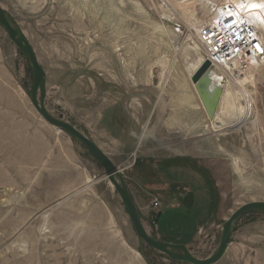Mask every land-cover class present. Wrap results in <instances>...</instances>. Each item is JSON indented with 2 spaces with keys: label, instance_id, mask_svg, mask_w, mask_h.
<instances>
[{
  "label": "rangeland",
  "instance_id": "1",
  "mask_svg": "<svg viewBox=\"0 0 264 264\" xmlns=\"http://www.w3.org/2000/svg\"><path fill=\"white\" fill-rule=\"evenodd\" d=\"M200 4L191 20L202 23ZM0 6L45 72V108L111 159L151 237L205 259L232 212L264 202V66L247 85V125L216 138L212 128L236 121L223 117L226 99L220 126L200 106L182 63L195 40L181 10L175 15L163 0ZM32 79L0 26V264H188L138 240L101 165L31 105ZM249 232L264 234L263 213L236 221L215 264H264V239H236Z\"/></svg>",
  "mask_w": 264,
  "mask_h": 264
},
{
  "label": "water",
  "instance_id": "2",
  "mask_svg": "<svg viewBox=\"0 0 264 264\" xmlns=\"http://www.w3.org/2000/svg\"><path fill=\"white\" fill-rule=\"evenodd\" d=\"M0 26L21 51L32 71V85L27 91L31 105L47 124L80 142L88 154L101 165L105 173V178L117 192L130 218L136 237L140 242L175 261L188 264H215L227 251L232 236V229L236 221L251 212H261L264 214V202L262 201H252L237 208L222 224L221 237L217 249L205 259H198L193 256L184 244L164 242L156 237H151L141 223L139 211L120 170L113 164L111 159L91 139L64 121L62 115L54 117L45 108V72L39 64L34 50L25 35L12 23L10 15L1 6ZM214 74V71L210 68V62L206 60L191 76V83L194 85L195 91L209 120H212L214 117L223 87L222 78L220 77V80L217 81Z\"/></svg>",
  "mask_w": 264,
  "mask_h": 264
},
{
  "label": "bare ground",
  "instance_id": "3",
  "mask_svg": "<svg viewBox=\"0 0 264 264\" xmlns=\"http://www.w3.org/2000/svg\"><path fill=\"white\" fill-rule=\"evenodd\" d=\"M163 1L167 8H169L171 12L173 11L175 15L177 10H181L186 20L192 22L191 26L194 29V33L192 32V38L195 40L194 47H192L191 50L189 48L190 51L188 50L189 52L183 57L182 62L186 69L187 78L190 82L192 74L203 62L206 61L205 57L201 54L202 47L200 40L202 38V29L213 28L215 29L214 31L225 34H230L233 30L237 29L238 31H242V33L239 35L238 31L235 32V34H237L236 37H242L246 40V42H248L247 37L250 35L248 30L253 32V38L257 41V43L252 47V49L254 50L255 55L258 56L254 55L246 57L242 66H240L237 61H233L232 63L225 65L210 64V68L215 73V79L219 81L220 77L222 78L223 87L214 117L212 120H209V123H216L220 126V122L217 119L220 113L219 106L225 99L227 106L223 112V117L236 121L233 124L230 123L231 125L228 127H219L216 129L212 128L214 136L218 138L228 134V132L238 131L241 127H243V125H247V123H245L248 122L247 117L252 113V96L250 90L247 88V85L255 82V76L256 73H258V69L264 66V0ZM197 3H201L200 5H202L206 11L205 19L202 23L191 20L192 18H195L193 17L195 13H193L191 9L193 5ZM190 40L192 41V39ZM176 51H178V49H176ZM191 87L200 102L192 83ZM241 100H243V102H241ZM200 106L202 107L201 102ZM57 130L60 131L59 129ZM141 138L142 137H140V139Z\"/></svg>",
  "mask_w": 264,
  "mask_h": 264
},
{
  "label": "built area",
  "instance_id": "4",
  "mask_svg": "<svg viewBox=\"0 0 264 264\" xmlns=\"http://www.w3.org/2000/svg\"><path fill=\"white\" fill-rule=\"evenodd\" d=\"M231 22V21H230ZM215 29H202L201 47L202 54L210 64H230L237 61L242 66L244 59L248 56H254L255 52L252 47L257 43L253 38V32L248 30V42L244 38H237L233 30L230 34L219 33ZM241 35L242 31H238ZM258 56V55H255ZM155 206L158 205L157 201Z\"/></svg>",
  "mask_w": 264,
  "mask_h": 264
},
{
  "label": "crops",
  "instance_id": "5",
  "mask_svg": "<svg viewBox=\"0 0 264 264\" xmlns=\"http://www.w3.org/2000/svg\"><path fill=\"white\" fill-rule=\"evenodd\" d=\"M255 231H260V225L259 227L255 228ZM236 239L242 240L244 243H246V245L255 244L258 240L264 239V234L263 232L261 234H257V232H249L248 234H240L236 237Z\"/></svg>",
  "mask_w": 264,
  "mask_h": 264
}]
</instances>
